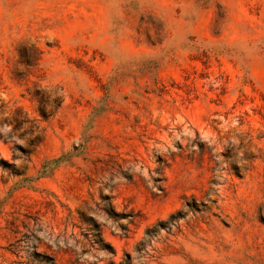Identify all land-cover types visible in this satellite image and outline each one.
I'll return each mask as SVG.
<instances>
[{
    "label": "rangeland",
    "instance_id": "obj_1",
    "mask_svg": "<svg viewBox=\"0 0 264 264\" xmlns=\"http://www.w3.org/2000/svg\"><path fill=\"white\" fill-rule=\"evenodd\" d=\"M0 264H264V0H0Z\"/></svg>",
    "mask_w": 264,
    "mask_h": 264
},
{
    "label": "trees",
    "instance_id": "obj_2",
    "mask_svg": "<svg viewBox=\"0 0 264 264\" xmlns=\"http://www.w3.org/2000/svg\"><path fill=\"white\" fill-rule=\"evenodd\" d=\"M33 51H34V54H38V50L37 49L34 48ZM49 260L51 261V259H49Z\"/></svg>",
    "mask_w": 264,
    "mask_h": 264
}]
</instances>
